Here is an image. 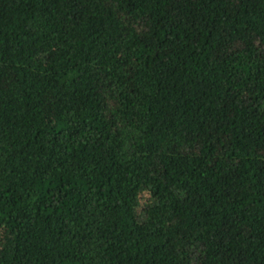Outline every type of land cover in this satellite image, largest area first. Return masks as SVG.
<instances>
[{
	"label": "trees",
	"instance_id": "obj_1",
	"mask_svg": "<svg viewBox=\"0 0 264 264\" xmlns=\"http://www.w3.org/2000/svg\"><path fill=\"white\" fill-rule=\"evenodd\" d=\"M0 264H264V0H0Z\"/></svg>",
	"mask_w": 264,
	"mask_h": 264
}]
</instances>
